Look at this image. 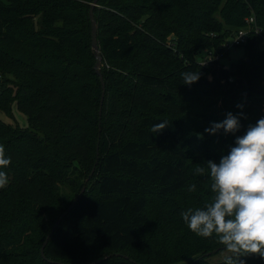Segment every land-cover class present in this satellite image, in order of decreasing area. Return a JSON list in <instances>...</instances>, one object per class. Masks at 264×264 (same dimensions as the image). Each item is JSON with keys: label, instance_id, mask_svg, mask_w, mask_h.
<instances>
[{"label": "trees", "instance_id": "1", "mask_svg": "<svg viewBox=\"0 0 264 264\" xmlns=\"http://www.w3.org/2000/svg\"><path fill=\"white\" fill-rule=\"evenodd\" d=\"M92 1L0 0V80L9 85L0 83V111L15 103L29 125L0 120L11 157L0 169L8 177L0 264H224L201 257L225 247L215 234L193 233L181 213L211 201L210 175L193 182L190 173L218 163L236 135L221 130L211 152L186 137L179 114L191 93L181 73H201L193 87L205 98L236 94L227 113H243L242 132L255 125L264 117L261 38L251 34L237 48L248 61L221 60L225 40L251 15L264 35V0H98L100 119ZM162 121L168 127L153 134ZM241 259L264 264L258 255Z\"/></svg>", "mask_w": 264, "mask_h": 264}, {"label": "clouds", "instance_id": "2", "mask_svg": "<svg viewBox=\"0 0 264 264\" xmlns=\"http://www.w3.org/2000/svg\"><path fill=\"white\" fill-rule=\"evenodd\" d=\"M200 76L199 71L181 73L183 84L189 86ZM241 118H246L243 113L228 112L223 121L212 123L205 132L213 135L223 130L225 134H235L241 127ZM166 127L168 121H162L154 124L151 132L159 133ZM234 144L218 163L206 161V168L195 167V175H210L214 195L203 207H189L181 216L197 236L209 238L215 234L230 253L224 257V264H245L241 257L249 254L264 259V117L249 125ZM10 163L11 157L0 144V169H6ZM7 184V174L0 170V189ZM188 191L195 192L196 185L190 184Z\"/></svg>", "mask_w": 264, "mask_h": 264}, {"label": "rangeland", "instance_id": "3", "mask_svg": "<svg viewBox=\"0 0 264 264\" xmlns=\"http://www.w3.org/2000/svg\"><path fill=\"white\" fill-rule=\"evenodd\" d=\"M227 40H225V42H227ZM225 52L227 54L225 57L227 58H223L221 60V62H223L225 66H227L229 62H235L238 59H240L241 61H248L249 59L246 52L242 49H235L229 52ZM0 83L4 84L5 88L9 87V85L5 84L3 80H0ZM188 91H190L191 94H187L185 92L184 108L179 114V123L185 130L186 137L189 140L194 141L195 144H198V141H201L205 146L203 147L204 150H209L211 152L212 149L210 142L219 139L221 130L216 134L210 135L205 132V129L209 128L212 123H219L226 118V106L237 99V95L234 94L232 97H225L222 100L215 98H205L198 93V89L193 87V84L189 86ZM0 120L6 124L17 125L19 128H28L29 126L26 116L17 110L15 103L11 105L9 114H5L0 111ZM244 133L245 132H242V130H239L235 133V135L236 137L242 136L244 135ZM236 137L234 138V141ZM197 177L199 176L195 175L194 171L190 173V178L193 182H195V179H197ZM197 183L199 184L198 181ZM200 186L205 187L206 183L204 182ZM189 193L197 194L196 192ZM227 255H230V253H228L227 251H223L209 257L208 260L210 262H219L224 260V257Z\"/></svg>", "mask_w": 264, "mask_h": 264}, {"label": "water", "instance_id": "4", "mask_svg": "<svg viewBox=\"0 0 264 264\" xmlns=\"http://www.w3.org/2000/svg\"><path fill=\"white\" fill-rule=\"evenodd\" d=\"M97 2L98 0H93L92 3L90 4V9H89V13H88V17H89V21H90V46H91V51H92V54H93V57H94V65H93V71L95 73V75L98 77V80L100 82V85H101V97H100V108L98 110V117L100 119L101 117V105H102V102H103V97H104V82H103V78H102V74H101V61H102V57H101V53H100V50H99V47H98V44H97V25H96V21L93 17V10L94 8L97 6ZM100 132V130L98 129V133ZM96 160H97V155H96ZM94 171V168L91 170L88 178L86 179V182L89 180V178L92 176V173ZM85 190V186H83L80 190V193L79 195L76 197L75 199V202L79 199L80 195L83 194ZM66 213H64L56 222V224L54 225V227L52 228L50 234L47 236V238L45 239V241L43 242L42 246H41V249H40V254L42 256V258H44V255H43V249L50 237V235L52 234L55 226L57 225L58 222L61 221V219L63 218V216L65 215ZM217 250H214L212 253H216ZM211 252H208L204 255H202L201 257H210ZM109 256H106L103 258V260L107 259ZM101 261V260H100ZM98 261V262H100ZM91 264H94V263H91Z\"/></svg>", "mask_w": 264, "mask_h": 264}, {"label": "built area", "instance_id": "5", "mask_svg": "<svg viewBox=\"0 0 264 264\" xmlns=\"http://www.w3.org/2000/svg\"><path fill=\"white\" fill-rule=\"evenodd\" d=\"M256 35L261 38V43L259 48L264 50V35L260 27L256 25L255 18L253 15L245 19L244 27L236 30L228 38L227 42L224 43L223 48L225 51L235 50L238 47H242L247 43L249 35ZM218 59L217 56H215Z\"/></svg>", "mask_w": 264, "mask_h": 264}]
</instances>
